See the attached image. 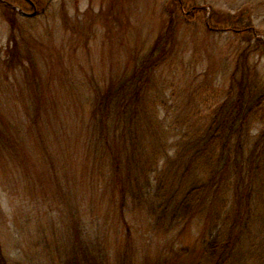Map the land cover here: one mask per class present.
<instances>
[{
  "label": "rangeland",
  "instance_id": "obj_1",
  "mask_svg": "<svg viewBox=\"0 0 264 264\" xmlns=\"http://www.w3.org/2000/svg\"><path fill=\"white\" fill-rule=\"evenodd\" d=\"M6 1L33 12L24 0ZM31 1L39 12L35 18L14 16L0 5V250L5 263L200 264L204 243L214 235L206 219L167 215L164 229L148 204L120 207L119 189L108 172L112 154L97 151L101 132L92 113L101 95L146 62L145 75L156 81L150 95L169 100L168 107L159 103L150 113L200 124L193 129L209 125L232 80L240 77L235 71L248 47L246 28L264 37V0ZM166 41V48L172 44L167 57ZM255 47L247 50L253 52L247 62L257 64L264 80V53ZM249 125L250 137H259L263 109ZM182 133L165 144L172 148ZM246 148L248 158L252 149ZM263 148L264 143L254 156L264 158ZM212 150L205 157L215 161L216 145ZM246 185L253 187V206L264 218V168ZM91 243L104 250L102 258L88 250ZM259 255L257 247L250 261L244 251L241 261L228 264H258Z\"/></svg>",
  "mask_w": 264,
  "mask_h": 264
},
{
  "label": "trees",
  "instance_id": "obj_2",
  "mask_svg": "<svg viewBox=\"0 0 264 264\" xmlns=\"http://www.w3.org/2000/svg\"><path fill=\"white\" fill-rule=\"evenodd\" d=\"M9 12L17 15L11 9ZM246 30L247 50L255 43V49L264 53V37L259 38L253 28ZM166 45L167 41L162 49L167 57L172 44L167 48ZM247 50L244 62L239 60L236 66L235 74L239 73L240 77L232 80L226 102L211 117L209 125L193 129L192 126L200 124L188 126L184 117L170 119L168 113L165 118H159L160 113H150L151 109L156 111V104L168 107L169 100L150 95L156 81L145 75L149 68L146 62L130 79L121 80L118 86L101 95L92 113L95 127L101 132L97 151L112 154L108 172L113 178L111 182L119 189L120 207L125 209L129 202L148 204L151 214L158 217V226L164 229L167 227L162 221L167 215L175 219L181 216L177 220L206 219L214 235L204 243L200 264L241 261L244 251L250 261L257 247L261 253L258 264H264V218L253 206L256 199L253 187L246 185L247 179L251 183L259 178L264 168V158L254 156L264 143V131L259 137L251 138L249 129L253 118L264 110V80L257 64L250 67L247 62L248 55L253 53ZM180 132L181 141L169 148L165 143ZM244 144L248 147L246 152L252 149V156L248 158ZM213 145L218 148L215 161L205 157L206 153H214L210 152ZM171 149H175L173 155H170ZM152 175L157 179L155 186ZM214 201L216 204L209 206ZM261 203L264 206V199ZM90 249L101 253L102 258L104 250L98 244L91 243ZM0 263L6 264L1 250Z\"/></svg>",
  "mask_w": 264,
  "mask_h": 264
},
{
  "label": "flooded vegetation",
  "instance_id": "obj_3",
  "mask_svg": "<svg viewBox=\"0 0 264 264\" xmlns=\"http://www.w3.org/2000/svg\"><path fill=\"white\" fill-rule=\"evenodd\" d=\"M4 1H6V0H4ZM29 6H31V8L33 9V10H36L37 11V16H38V14H39V12H38V8H37V5L34 3V2H32L31 0H24ZM180 1V0H179ZM7 2V1H6ZM32 3L34 4V6H32ZM11 4V3H10ZM0 5L1 6H4L5 8H8V9H11L9 6H7L5 3H3V2H0ZM13 5V4H12ZM14 6V5H13ZM16 7V6H15ZM19 9V8H18ZM12 11H14V12H16L14 9H11ZM35 12V11H34ZM17 13V12H16ZM18 14V13H17ZM18 15H20V14H18ZM21 16V15H20ZM36 16V17H37ZM23 17V16H22ZM35 18V17H34Z\"/></svg>",
  "mask_w": 264,
  "mask_h": 264
},
{
  "label": "water",
  "instance_id": "obj_4",
  "mask_svg": "<svg viewBox=\"0 0 264 264\" xmlns=\"http://www.w3.org/2000/svg\"><path fill=\"white\" fill-rule=\"evenodd\" d=\"M0 2H3L6 5H8V6L12 7L13 9L17 10L19 12V14L22 15V16H24V17H35L37 15L36 10H35L34 13L28 14V13H25L24 11H22V10H19L17 7H14L11 4L5 2L4 0H0Z\"/></svg>",
  "mask_w": 264,
  "mask_h": 264
}]
</instances>
